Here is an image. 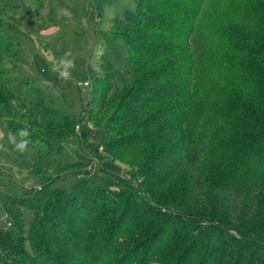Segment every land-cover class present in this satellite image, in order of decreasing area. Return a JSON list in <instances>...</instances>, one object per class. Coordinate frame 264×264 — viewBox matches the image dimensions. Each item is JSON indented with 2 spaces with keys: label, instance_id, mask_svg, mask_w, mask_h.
Instances as JSON below:
<instances>
[{
  "label": "trees",
  "instance_id": "1",
  "mask_svg": "<svg viewBox=\"0 0 264 264\" xmlns=\"http://www.w3.org/2000/svg\"><path fill=\"white\" fill-rule=\"evenodd\" d=\"M133 1L140 19L131 23L115 17L112 20L115 29L112 33H103L109 41H121L128 47L132 64L131 76L125 82L129 80L133 85L112 101L118 104L105 132L118 136L129 131L110 144L118 148L145 144L153 133L133 128L143 108L190 90L186 106L180 103L167 108L170 109L167 113H154L145 120L146 127L151 131L163 123L183 130L181 148L174 146L169 155L183 156L181 166L192 198L205 190L211 175H217L220 182L214 191V207L239 205L242 192L248 189L252 197L248 212L252 213L255 198L264 187V8H254L241 19L219 25V35H215L207 28L209 15H223L227 0ZM120 26L137 29L142 34L120 33ZM146 60L161 65L150 70L152 65H147ZM3 71L6 72L0 64V72ZM186 76L192 83H188ZM167 78L183 79L186 90L174 85H149ZM1 86L4 94L0 92V104L9 107L13 94ZM112 103L105 102L97 113L104 112ZM38 104L46 112H52L48 106ZM122 105H125L123 110ZM53 113L58 122L38 124L50 134H58V126L68 129L80 119L63 112ZM18 130L13 126V132ZM79 179L82 181L76 180L70 187H51L49 182L29 192L37 194L35 203L27 196L2 202L11 226L0 223V264H160L159 260L180 234L177 231L185 230L192 236L198 228H201L199 235L191 241L179 264H221L220 259L224 257L228 261V254L217 247L219 239L236 242L234 235L221 227L226 222L204 227L196 222L199 220L185 217L190 222L186 221L185 228L181 221L184 216L168 214L167 210L156 207L152 211L154 218L149 212L150 220L141 223L137 216L140 207L133 204L142 198L129 197L123 203L115 195L121 198L124 192H116L108 184L93 185L84 177ZM120 204L125 206L122 213L110 218V225L105 223V218ZM21 207L38 211L28 230ZM164 216L170 218L163 221ZM197 216L206 218L200 212H196L194 217ZM91 224L95 228L87 227ZM157 225L154 233L144 236ZM247 227V224L238 227L236 233L248 238L254 230ZM58 240L68 245L71 252L73 247L86 254L81 258H78L80 253L64 254L63 246L61 250L54 247ZM96 240H99L97 249L90 254ZM248 249L249 246L241 248L236 264H247ZM250 259L253 262L248 264H264L258 254L251 255Z\"/></svg>",
  "mask_w": 264,
  "mask_h": 264
},
{
  "label": "rangeland",
  "instance_id": "2",
  "mask_svg": "<svg viewBox=\"0 0 264 264\" xmlns=\"http://www.w3.org/2000/svg\"><path fill=\"white\" fill-rule=\"evenodd\" d=\"M149 6L145 7L148 9ZM254 8L263 9L264 2L227 0L225 13L210 14L207 28L219 35V25L241 19ZM115 17L131 23L140 19L133 0H0V64L6 70L0 72V92L4 94L1 86L4 85L13 94L9 107L0 104V223L6 225L11 221L2 206L3 201L27 196L33 198L35 203L37 194L30 195L29 192L49 182L52 183L51 187H70L74 181H82L79 178L84 177L93 185L108 184L112 190L124 192L121 198L115 195V199L123 203L129 197L133 200L142 198L133 204L140 207L136 214L141 218V223L150 220L149 212L154 218L152 211L156 207L164 212L167 210L168 214L184 216L181 221L185 228L188 226L186 221L189 222L185 217L199 220L196 222L204 227L211 223L221 226L222 221L226 222L221 227L234 235L236 242L217 240V247L229 256L228 261L225 257L220 259L221 264H236L241 248L245 246H249L247 264L253 262L250 259L253 254H258V259L263 261L264 187H261V192L255 198V210L252 213L248 212L252 201L248 189L242 192L243 199L239 205L214 207V191L220 182L217 175H211L205 190L192 198L188 192L187 176L181 166L183 156L180 153L169 155L181 148L183 130L163 123L151 131L150 127H146L145 120L154 113H167L166 110H170L167 108L180 103L186 106L190 91L185 89L186 81L167 78L149 83L152 87L174 85L187 91L186 94L167 96V99L143 106L139 121L133 128L153 133L150 140L140 146L123 148L110 144V141L120 140L129 131L118 136L106 134L109 117L118 104L112 101L117 96H123L133 85L129 80L125 82L131 76L132 67L128 47L121 41L114 43L103 36V33H112L115 29L112 21ZM119 28L121 30L118 32L123 34H142L137 29ZM62 56L75 62V68L70 69L71 78L67 81L55 70ZM145 62L152 65L150 70L161 65L158 62ZM89 79L92 80V88L78 87V82ZM186 79L192 83L191 78L186 76ZM38 102L48 106L52 112H46ZM105 102L112 103L111 107L97 113ZM53 112H63L80 119L70 124L68 129L56 126L60 128L59 133L50 134L38 124H46L50 120L58 122ZM13 126L17 129L23 127L31 133V145L23 154L14 151L8 142V133H17L12 131ZM174 146L177 148L173 149ZM124 207V204L117 206L104 222L109 224L108 220L119 216ZM20 209L28 230L31 219L38 211L24 207ZM196 212L206 218L194 217ZM169 218L164 216L163 221ZM246 224L247 229L251 227L254 230L248 238L236 233L238 227H245ZM103 225L99 226V230ZM87 227L95 228V224ZM158 227L150 229L144 236L151 235ZM200 229L193 232L192 236H188L185 230L177 231L176 234H180L175 236L169 250L159 260L160 264H179ZM98 241L90 254L97 249ZM211 243L209 239L207 244ZM54 247L59 250L62 247L64 254L80 253L78 258L86 254L73 247L74 252H71L70 247L60 240Z\"/></svg>",
  "mask_w": 264,
  "mask_h": 264
},
{
  "label": "clouds",
  "instance_id": "3",
  "mask_svg": "<svg viewBox=\"0 0 264 264\" xmlns=\"http://www.w3.org/2000/svg\"><path fill=\"white\" fill-rule=\"evenodd\" d=\"M75 68V62L73 59H68L64 56H62L59 60V64L55 66V70L59 71L61 74V78L65 81L69 80L71 78V71L70 69ZM17 136H19V140H17ZM31 136V133L28 129L21 128L18 130L16 134L9 132L8 133V142L10 145H12L13 150L23 154L27 151L29 144L31 143V140L29 137Z\"/></svg>",
  "mask_w": 264,
  "mask_h": 264
},
{
  "label": "built area",
  "instance_id": "4",
  "mask_svg": "<svg viewBox=\"0 0 264 264\" xmlns=\"http://www.w3.org/2000/svg\"><path fill=\"white\" fill-rule=\"evenodd\" d=\"M77 84H78L79 88H84V89H86L88 87L92 88V80L91 79H89V80H87L85 82H78ZM8 226H11V222L10 221L8 222Z\"/></svg>",
  "mask_w": 264,
  "mask_h": 264
}]
</instances>
